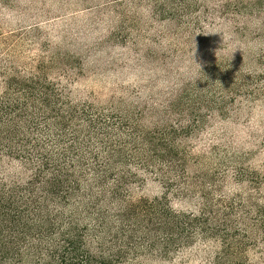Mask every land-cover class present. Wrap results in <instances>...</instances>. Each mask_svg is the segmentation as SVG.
I'll return each mask as SVG.
<instances>
[{
	"label": "trees",
	"instance_id": "obj_1",
	"mask_svg": "<svg viewBox=\"0 0 264 264\" xmlns=\"http://www.w3.org/2000/svg\"><path fill=\"white\" fill-rule=\"evenodd\" d=\"M148 1L153 19L199 35L216 21H230L241 37L245 20L264 15V0ZM254 27L253 38L264 46V25ZM27 30L0 33V48L7 45L0 54V264L198 255L202 264H264V162L254 160L264 152V135L247 152L233 141L218 144V160L211 155L213 163L201 171L189 168L194 157L185 147L209 121L225 120L248 102L264 105V74H257L263 46L249 69L231 62L239 57L209 64L214 76H228L214 87L208 77V89L187 93L181 104L192 110L189 119L179 108V119L140 126L139 112L134 117L74 99L67 80L73 73L60 67L63 61L38 56L19 65L20 53L6 41ZM171 108H163L168 116ZM153 178L162 195L134 198L135 187ZM173 192L191 206L174 208Z\"/></svg>",
	"mask_w": 264,
	"mask_h": 264
},
{
	"label": "rangeland",
	"instance_id": "obj_2",
	"mask_svg": "<svg viewBox=\"0 0 264 264\" xmlns=\"http://www.w3.org/2000/svg\"><path fill=\"white\" fill-rule=\"evenodd\" d=\"M113 1L2 0L0 29L2 33L28 29L6 41L13 43L16 55L20 53L19 65L38 56L63 61L60 67L73 73L67 80L74 99L107 111H129L134 117L139 112L140 117L135 119L140 126L164 123L167 118L179 119V113L176 114L179 108L184 109L183 116L189 119L192 110L181 104L187 93H193V88L208 89L211 86V82L207 84L208 77L213 78L214 87L218 80L222 82L228 76L227 72L214 76L209 64L214 66L223 57L228 60L239 57L231 62L249 69L258 59L259 49L264 47L263 41L252 36L256 34L257 23L264 25V15L259 22L245 20L246 29L241 37V32H233L236 26L230 21H216L214 28L208 26L205 34L199 35L192 29H180L153 19L148 11L152 3L148 0ZM34 35L36 41L30 43ZM6 47L1 46L0 54ZM260 62L262 66L258 65L257 74H264V60ZM58 75L59 71H54L53 77ZM219 84L221 88L226 86ZM262 98L264 101V94ZM169 105L175 107L170 109L171 116L163 110L169 109ZM255 105L248 102L242 111L237 106L238 115L230 112L225 120H211L196 136L189 137L185 147L190 149V158L194 157L189 168L195 171H201L203 165L208 168L215 158L218 160L215 146L224 141H233L237 150L244 152L255 150L254 144L260 146L264 135V105L260 101ZM254 160L263 164L264 152ZM154 179L138 184L133 190L134 198L161 196L163 185ZM170 202L178 210L191 206L189 198L179 197L175 192L170 194ZM126 264L202 263L198 255L173 261L137 259Z\"/></svg>",
	"mask_w": 264,
	"mask_h": 264
}]
</instances>
